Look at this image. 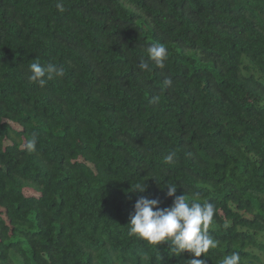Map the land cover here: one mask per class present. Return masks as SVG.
<instances>
[{"label":"trees","instance_id":"trees-1","mask_svg":"<svg viewBox=\"0 0 264 264\" xmlns=\"http://www.w3.org/2000/svg\"><path fill=\"white\" fill-rule=\"evenodd\" d=\"M174 182L215 204L207 264H264V0H0V264H187L129 234Z\"/></svg>","mask_w":264,"mask_h":264},{"label":"clouds","instance_id":"clouds-1","mask_svg":"<svg viewBox=\"0 0 264 264\" xmlns=\"http://www.w3.org/2000/svg\"><path fill=\"white\" fill-rule=\"evenodd\" d=\"M63 11L62 6L58 5ZM149 59L155 61L159 67H164L168 57V50L163 44H152L148 48ZM140 69L147 70V61H141ZM29 80L44 86L45 78H60L64 75V68L53 63L41 64L31 63L29 66ZM165 85L171 86L172 79L167 78ZM29 150H35V141L28 143ZM175 153L170 152L165 159L168 162L174 160ZM167 195L173 197L170 206L161 208L158 198L139 196L133 205L131 214L129 234L138 235L152 245L166 243L172 252L180 256L182 253H189L187 264H207V257L210 249L217 247L218 241L209 232L215 215V204L209 201L197 202L199 193H196L193 200L189 202L185 195H177L176 183H165ZM146 182L137 183L134 191L144 193L147 191ZM203 256L205 258H199ZM222 264H241V254L232 252L226 255Z\"/></svg>","mask_w":264,"mask_h":264}]
</instances>
